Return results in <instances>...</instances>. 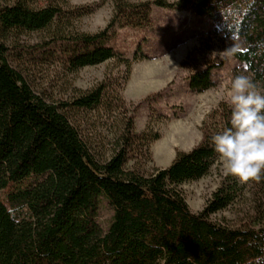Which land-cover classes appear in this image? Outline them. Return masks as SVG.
<instances>
[{
  "label": "trees",
  "instance_id": "trees-1",
  "mask_svg": "<svg viewBox=\"0 0 264 264\" xmlns=\"http://www.w3.org/2000/svg\"><path fill=\"white\" fill-rule=\"evenodd\" d=\"M102 2L0 0V264H264V179L247 182L257 225L236 228L210 218L243 195L234 177L227 175L197 213L179 189L218 159L211 138L230 127L224 103L212 113L220 111V127L204 125L196 146L145 173L127 164L147 158L158 134L135 133L119 95L101 83L50 101L34 90L25 69L56 64L72 73L118 58L108 45L117 28L148 26L157 5L208 16L222 38H241L243 47L232 56L264 88V0H113L102 30L76 29ZM30 32L45 36L20 44ZM196 51L182 66L191 64L188 87L198 93L213 85L212 70L221 63ZM100 111L123 114L108 158L96 153L81 124L85 113ZM104 203L111 211L105 224L99 220Z\"/></svg>",
  "mask_w": 264,
  "mask_h": 264
},
{
  "label": "rangeland",
  "instance_id": "rangeland-1",
  "mask_svg": "<svg viewBox=\"0 0 264 264\" xmlns=\"http://www.w3.org/2000/svg\"><path fill=\"white\" fill-rule=\"evenodd\" d=\"M101 0H58L65 6H77ZM91 14L75 22L81 32L95 33L102 30L113 14V0H102ZM141 2L147 0H129ZM176 2L178 0H166ZM45 3L46 0H39ZM44 32L24 33L20 44L34 45L44 38ZM117 52L118 58L109 59L93 66L67 73L59 65H29V81L34 90L50 101L66 100L79 92H85L103 83L123 99L126 116L132 117L133 130L157 133L158 138L149 143V156L130 161L145 173L168 167L178 152H187L202 138V127H220L219 106L225 102L232 77L249 75L245 68L227 49L243 47L238 36L222 38L214 32V24L208 16H198L189 10H177L157 5L152 6L151 21L144 27L117 28L108 43ZM202 49L209 59L220 65L212 70L213 85L194 92L188 87L190 63L182 66L188 54H197ZM127 59L130 65L121 62ZM250 76V75H249ZM122 113H85L82 127L90 137L96 153L109 157L120 131ZM98 157V156H97ZM225 174L224 162L218 157L207 174L199 179L184 182L179 186L189 209L197 213L203 209L211 194L222 184ZM233 177V176H232ZM235 178V177H234ZM244 185L243 195L227 208L210 216L212 221L236 228L257 225L260 216L253 208L250 185ZM111 214L104 203L99 220L105 224Z\"/></svg>",
  "mask_w": 264,
  "mask_h": 264
},
{
  "label": "clouds",
  "instance_id": "clouds-1",
  "mask_svg": "<svg viewBox=\"0 0 264 264\" xmlns=\"http://www.w3.org/2000/svg\"><path fill=\"white\" fill-rule=\"evenodd\" d=\"M229 56L238 46L226 50ZM225 102L231 106L230 127L212 136L225 174L241 182L264 179V88L246 74L232 77Z\"/></svg>",
  "mask_w": 264,
  "mask_h": 264
}]
</instances>
